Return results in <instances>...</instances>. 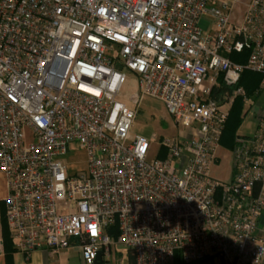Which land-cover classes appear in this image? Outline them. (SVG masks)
Returning a JSON list of instances; mask_svg holds the SVG:
<instances>
[{"label":"built area","instance_id":"obj_1","mask_svg":"<svg viewBox=\"0 0 264 264\" xmlns=\"http://www.w3.org/2000/svg\"><path fill=\"white\" fill-rule=\"evenodd\" d=\"M246 47L245 63L230 58ZM245 70L263 91L264 0H0V204L17 249L76 246L84 264L99 252L101 264H264V107L255 133L225 148L234 97L212 95ZM233 95L247 99L243 86ZM147 97L181 128L154 159L132 135ZM75 142L87 170L71 173L62 157ZM223 149L225 180L211 173Z\"/></svg>","mask_w":264,"mask_h":264},{"label":"rangeland","instance_id":"obj_2","mask_svg":"<svg viewBox=\"0 0 264 264\" xmlns=\"http://www.w3.org/2000/svg\"><path fill=\"white\" fill-rule=\"evenodd\" d=\"M247 1V0H244ZM246 6L241 3L236 7L235 16L241 18L245 12ZM208 17L201 20V26L204 30H209L212 23ZM221 77V76H220ZM219 77V85L214 88L213 96L219 99L220 94H223V100L227 98H233V104L238 99L241 98L245 102V105L249 108V112L244 116L242 123L239 125L237 134L238 135H253L257 127V111H260L261 107H264V90L260 93L255 92L252 95L247 94V99L242 95H233L236 87L232 89L230 87L223 85L222 80ZM208 85V83H206ZM137 81L135 76L129 74L128 82L124 89V100L129 101L131 93L136 90ZM227 87V88H224ZM247 92V91H246ZM232 104V106H233ZM184 132V130H182ZM133 136H144L151 141V149L148 153L149 159H154L155 157H161L163 154V149L160 147L159 141L161 138L176 137L181 135V128L175 127L173 118L167 112L164 103L158 99L147 97L142 102L139 108V114L135 119L133 128ZM225 148H229L224 146ZM222 161L219 164L213 165L211 173L213 176L219 179H227L230 172V162L229 153L223 149L221 151ZM63 160L68 164L69 171L71 173L82 172L87 170V153L85 150L79 147V144L75 142L69 148V152L62 157ZM2 179H0V190L2 187ZM2 217V205L0 204V225ZM127 258L124 257L123 264H127Z\"/></svg>","mask_w":264,"mask_h":264},{"label":"trees","instance_id":"obj_3","mask_svg":"<svg viewBox=\"0 0 264 264\" xmlns=\"http://www.w3.org/2000/svg\"><path fill=\"white\" fill-rule=\"evenodd\" d=\"M250 48H245L242 52H232L230 54V58L234 62L245 63L249 57ZM223 76L220 77L222 80ZM261 79V74L257 72H252L245 70L242 73L241 79L238 84L234 87L243 86L247 91V94L250 96L257 92L259 82ZM224 85V84H223ZM225 86V85H224ZM227 88V87H224ZM231 89L233 87H230ZM221 95V94H220ZM249 112V108L245 105V102L238 98L233 106L230 109V115L228 122L226 124L225 130L221 137V144L223 146L231 148L234 144V140L236 138L237 130L239 125L242 123L244 116ZM163 156V154H162ZM2 205V226H3V241L6 242L7 246L11 245L10 231L7 223V219L5 216V206L4 203L1 202ZM130 264H134L133 258L130 260Z\"/></svg>","mask_w":264,"mask_h":264},{"label":"crops","instance_id":"obj_4","mask_svg":"<svg viewBox=\"0 0 264 264\" xmlns=\"http://www.w3.org/2000/svg\"><path fill=\"white\" fill-rule=\"evenodd\" d=\"M214 29L215 26L212 24L209 30ZM0 235L3 237L2 223L0 225ZM10 238L11 245L7 246L4 242L3 250H0V264H84L81 252L76 246L56 252L48 248L23 252L17 249L11 234Z\"/></svg>","mask_w":264,"mask_h":264},{"label":"water","instance_id":"obj_5","mask_svg":"<svg viewBox=\"0 0 264 264\" xmlns=\"http://www.w3.org/2000/svg\"><path fill=\"white\" fill-rule=\"evenodd\" d=\"M119 67L122 69L123 66L121 64H119ZM101 258H102V253L99 252L97 263L101 264Z\"/></svg>","mask_w":264,"mask_h":264}]
</instances>
